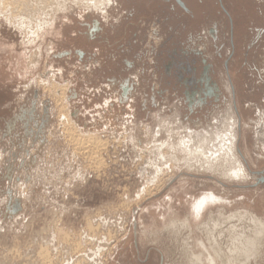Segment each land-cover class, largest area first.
<instances>
[{
    "label": "rangeland",
    "instance_id": "obj_1",
    "mask_svg": "<svg viewBox=\"0 0 264 264\" xmlns=\"http://www.w3.org/2000/svg\"><path fill=\"white\" fill-rule=\"evenodd\" d=\"M164 1L0 0V264H190L186 243L202 254L218 219L225 252L234 236L255 239L264 1L221 0L231 30L219 0H183L192 16ZM202 60L220 93L190 111L178 67L198 75ZM63 84L70 121L105 148L69 139L52 88ZM255 241L248 264H264Z\"/></svg>",
    "mask_w": 264,
    "mask_h": 264
},
{
    "label": "bare ground",
    "instance_id": "obj_2",
    "mask_svg": "<svg viewBox=\"0 0 264 264\" xmlns=\"http://www.w3.org/2000/svg\"><path fill=\"white\" fill-rule=\"evenodd\" d=\"M14 1V0H13ZM58 1V0H57ZM80 1V0H79ZM83 1V0H82ZM5 2V1H4ZM55 2V1H54ZM49 3V2H48ZM47 3V4H48ZM79 3H81V2H79ZM4 4V3H3ZM18 4V3H17ZM22 5V4H21ZM54 5V4H53ZM62 5V4H61ZM4 6V5H3ZM55 6V5H54ZM64 6V5H63ZM51 7V6H50ZM31 8V7H30ZM61 8V7H60ZM62 8H64V7H62ZM37 9V8H36ZM16 12V11H15ZM56 12V11H55ZM36 15V14H35ZM51 17V16H50ZM34 19H35V17H34ZM36 20V19H35ZM16 21H17V19H16ZM20 21V20H19ZM24 21V20H23ZM22 21V22H23ZM21 22V21H20ZM20 22H17V23H20ZM21 22V24L20 25H23V23ZM37 22V21H36ZM35 22V23H36ZM48 23V22H47ZM25 24V23H24ZM19 25V24H18ZM40 25V24H39ZM31 26V25H30ZM35 26H36V24H35ZM18 28H19V26H18ZM26 28L27 27H25V26H23V27H21V29L22 30H26ZM20 29V28H19ZM24 30V31H25ZM33 30V29H32ZM25 32H27L26 34V36H27V38L29 39V41L31 40V38H32V31L31 30H29V31H25ZM32 41V40H31ZM58 84V83H57ZM74 85V84H73ZM47 87V86H46ZM51 88V87H50ZM52 88H54V90H56L57 89V91L58 90H60V92H58V93H60V97L58 98L57 97V94H56V97L58 98V102H56L57 104H59V105H61L60 106V113H61V117L64 119L63 121H64V125H66V127H67V131H65V132H68V134L69 135H71V138L69 137V139H71L72 141H75L76 142V144L77 145H79V146H81L82 147V145H86V147H87V145H89V146H93V148H95V149H99V148H101V149H103V148H105L106 147V145H107V142L106 141H103L102 139H100V137L98 136V134H95V133H93V132H95V130H92V132H90V131H88V132H85L84 130V132L82 131V132H80L78 129V131L80 132H78L77 130H76V126L72 123V121H70V119H69V114H68V110H67V103L65 104L63 101L65 100V95H66V92H67V89H68V87H67V85H52ZM54 90H52L53 92H54ZM57 91H55L54 93H56ZM52 92V93H53ZM54 93H53V95H54ZM70 95V94H69ZM59 96V95H58ZM72 102V101H71ZM56 104V105H57ZM63 104H65V106L63 105ZM59 108V107H58ZM59 113V114H60ZM61 119V118H60ZM62 120V119H61ZM60 120V121H61ZM66 127H65V130H66ZM77 133H79V134H77ZM74 134H77V135H74ZM67 135V134H66ZM68 135V136H69ZM77 136V137H76ZM117 141V140H116ZM74 142V143H75ZM70 143V142H69ZM71 144H72V142H71ZM182 144L184 145V143L182 142ZM73 145V144H72ZM78 146V147H79ZM83 146V148H85ZM166 146V145H165ZM179 146V145H178ZM72 147H74V146H72ZM77 147V148H78ZM183 147H185V146H183ZM187 147V146H186ZM76 148V149H77ZM90 148V147H89ZM80 149V148H79ZM92 149V148H91ZM100 149V150H101ZM88 150V149H87ZM93 150V149H92ZM91 150V151H92ZM99 150V151H100ZM183 150V149H182ZM80 151V150H79ZM186 151V150H185ZM93 152V151H92ZM95 152V151H94ZM97 152H98V150H97ZM86 153H87V151H86ZM185 153V152H184ZM90 154H91V152H90ZM93 154V153H92ZM193 154H197V156H199V159L198 158H196V160L199 162H197L198 163V165L200 166L201 164V168H209V169H211V168H216L214 165L212 166V167H210V164L208 163L209 161L207 160L206 161V159L205 158H203V157H201V156H204V153H202V152H198V153H193ZM94 155V154H93ZM96 155V154H95ZM190 155H192V153L190 154ZM90 156V155H89ZM187 156V155H186ZM93 157H95V156H93ZM99 158V157H98ZM184 158V157H183ZM189 158V157H188ZM201 158V159H200ZM202 159H204V160H202ZM193 161V160H192ZM103 162V161H102ZM197 165V164H196ZM197 165V166H198ZM227 168H229V166H227V167H225V169L226 170H228ZM236 168V167H235ZM197 170H199L198 169V167H197ZM203 170V169H202ZM222 171H223V169H221ZM232 171V172H231ZM233 171H234V168L233 167H230L229 168V170H228V173H227V176L229 177L230 175H233V176H236L237 175V172H234L233 173ZM232 173V174H231ZM240 173V172H239ZM234 216V215H233ZM236 217H237V215H236ZM235 217V218H236ZM243 217H244V215H243ZM247 217H248V215H247ZM240 218H242V216H240ZM240 218H239V220H240ZM222 219H223V217H222ZM230 219H232V218H230V217H228V219L227 218H224L223 219V221H222V225H224L225 223L224 222H226V220H228V222H229V220ZM247 219V218H246ZM250 221L251 222H253L256 226V228H257V230H256V232L254 233L255 234V239L256 238H258V237H263L264 236V223H263V221H261V220H259L258 218H256L255 216H252V215H250ZM248 220V219H247ZM221 220L220 219H218V221L217 222H214L213 224H212V229H208V231H206V241H207V245L205 244V245H203V244H200V246L202 247V254H200V255H195V254H193L190 250H189V245H187V243H186V250L187 251H189V255H190V257H191V263L190 264H230L231 262H232V257H234L235 259H236V261L237 260H240V264H248L249 263V260H250V256L253 254V253H250L251 255H249V249H248V246H253V245H257V241H255V239H249L248 237L246 238L245 237V234L244 235H242V234H240V235H238V236H234V238H232L231 236V238H232V241H231V247L230 248H228L229 250H228V252H225V250H223L222 249V247H225V246H220V243H219V238L220 237H223V236H221L220 234H217V227H220L221 226V223H219ZM232 221H233V219H232ZM236 221V220H235ZM245 221V220H244ZM250 221H249V223H250ZM237 222H238V219H237ZM242 222H243V219H242ZM246 222V221H245ZM244 222V223H245ZM240 223V222H239ZM234 224H236V223H234ZM232 226V225H231ZM238 226V225H237ZM240 227V226H239ZM242 228V227H241ZM254 228V227H253ZM229 229V228H228ZM230 229H232L231 227H230ZM229 229V230H230ZM236 229V228H235ZM248 229V228H247ZM219 230H221L220 228H219ZM226 230V229H225ZM225 230H223V231H225ZM233 230V229H232ZM252 230V229H251ZM228 231V230H227ZM233 231H235V230H233ZM242 231V230H241ZM219 232V231H218ZM252 232H253V230H252ZM251 232V233H252ZM221 233V232H220ZM229 233V232H228ZM233 234H234V232H233ZM239 234V233H238ZM247 234H249V232L247 233ZM247 234H246V236H247ZM226 235V234H225ZM230 235V234H229ZM244 236V237H243ZM228 237V236H227ZM229 237V238H230ZM252 237V236H251ZM221 241V240H220ZM230 241V240H229ZM223 242H226V241H223ZM221 243H222V241H221ZM227 244V243H226ZM228 245V244H227ZM260 246V245H259ZM257 247V246H256ZM227 248V247H226ZM252 248V247H251ZM256 249V248H255ZM260 249H261V247H260ZM186 251V252H187ZM252 251H254V250H252ZM200 252V251H199ZM255 254H256V252H254ZM258 254V253H257ZM233 255V256H232ZM257 256V255H256ZM257 258V257H256ZM235 261V260H234ZM239 262V261H238Z\"/></svg>",
    "mask_w": 264,
    "mask_h": 264
},
{
    "label": "flooded vegetation",
    "instance_id": "obj_3",
    "mask_svg": "<svg viewBox=\"0 0 264 264\" xmlns=\"http://www.w3.org/2000/svg\"><path fill=\"white\" fill-rule=\"evenodd\" d=\"M104 1L106 3V0H101L102 4L100 2L99 3L100 5H97V7H95V8H99L100 6H102L104 4ZM167 1L168 0H165L164 2H167ZM173 1L176 2V6L178 9L190 14V10H189L188 6L186 5V2H184L183 0H172V2ZM219 1H220V6H221L222 10L228 16L230 30H231L233 27V21L229 17V14L227 13V11L225 10V8L222 4V1L221 0H219ZM105 12L106 11H101L103 18H105V16H104ZM127 25L132 26V25H135V23L129 22V23H127ZM85 26L88 28V36L90 39H93L94 38L93 35L97 34L98 31L101 30V27L99 26V22H96V21L92 25L86 23ZM155 31H157V30H155ZM209 32H210V34H212V30H210ZM156 34H159V29H158V33H156ZM213 38H214V36H213ZM164 42H166V40ZM194 62L195 61L193 60L192 63H194ZM201 62L202 63L200 65V71H199L198 75L196 74L197 73L196 68L194 66H191L189 63H186L185 65H184V63H181L180 66L178 67V70H180V71H179V74L177 75V77L179 80H181V83L184 84V87L186 89L184 91V95H185V99L187 100V105H188L190 111L195 109V108L202 107L203 105L207 104L209 101H211V102L216 101L218 96H219V93H220L216 82L212 78V75H211L212 72H211L210 65H208L203 60ZM181 70L184 71V73H186L188 76L184 77L183 72ZM123 90L125 91L126 89L123 88ZM127 90H128V88H127ZM183 143H184V145L188 144V143H186L185 140ZM205 154H207L209 159H212V157L214 156V154L212 155V153H209L207 149H205Z\"/></svg>",
    "mask_w": 264,
    "mask_h": 264
},
{
    "label": "crops",
    "instance_id": "obj_4",
    "mask_svg": "<svg viewBox=\"0 0 264 264\" xmlns=\"http://www.w3.org/2000/svg\"><path fill=\"white\" fill-rule=\"evenodd\" d=\"M97 7V6H96ZM68 87V86H67Z\"/></svg>",
    "mask_w": 264,
    "mask_h": 264
}]
</instances>
